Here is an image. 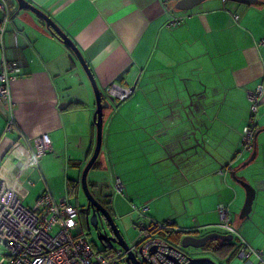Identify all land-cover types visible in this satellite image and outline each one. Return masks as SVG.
I'll return each mask as SVG.
<instances>
[{
	"label": "crops",
	"instance_id": "crops-1",
	"mask_svg": "<svg viewBox=\"0 0 264 264\" xmlns=\"http://www.w3.org/2000/svg\"><path fill=\"white\" fill-rule=\"evenodd\" d=\"M26 1L48 14L75 42L105 96L106 88L129 69L118 83L135 87L132 96L117 112L109 110L112 105L104 110L103 149L111 163L113 153L137 149L146 167L163 163L174 174L170 157L192 144L193 130L182 107L191 104V96L203 94L202 110L215 139L209 148L213 157L205 156L186 171L190 172L186 179L180 178L184 181L180 187H190L185 202L196 205L190 210L195 222L187 227L183 211L171 205L172 198L183 197L187 187L176 189L168 182H159L164 188L161 197L151 199L157 207L152 210L148 203L149 215L157 221L173 219L186 230L216 228L227 234L212 217L219 216L217 208L224 204L235 222L246 199L236 178H244L256 190V203L241 236L253 248L264 250V95L254 148L248 153L252 156L256 151L248 166H253L254 175L249 177L248 167L240 168L237 155L250 117L247 92L264 85V0L254 5L207 0L186 12L174 9L180 0ZM10 5L14 17L0 43V63L17 62L22 71L12 82L17 125L11 132L5 130L7 117L0 110V174L10 178L21 167L22 148L15 144L25 138L48 135L52 145L51 156L41 163L46 176L40 167L31 172L29 182L23 180L30 205L56 181L65 179L68 187L69 181H75L68 179L72 164L90 160L96 146L97 106L86 73L66 45L34 13L19 10L12 1ZM172 16L184 21L169 29L166 24ZM61 103H68L66 110H59ZM74 103L83 106H71ZM226 167L230 173L220 176ZM130 174L120 179L125 191L133 183Z\"/></svg>",
	"mask_w": 264,
	"mask_h": 264
},
{
	"label": "built area",
	"instance_id": "built-area-1",
	"mask_svg": "<svg viewBox=\"0 0 264 264\" xmlns=\"http://www.w3.org/2000/svg\"><path fill=\"white\" fill-rule=\"evenodd\" d=\"M0 12V43L3 44L14 17L10 0H0ZM183 21L184 17L172 16L166 26L176 28ZM261 45H264V39ZM21 71L17 62L4 59L0 63V110L7 117V132L17 125L12 82ZM106 94L119 102L129 99L133 92L132 88L113 82L106 88ZM263 95V84L255 91L247 92L251 104L250 117L242 131V150L237 154L240 159L253 151ZM15 146L22 148L21 167L10 178L0 174V264H126L129 252L134 253L141 264H175L167 259L168 255L177 258L180 264L188 263L187 258L177 248L168 245L165 239L180 232H198L200 228L186 230L170 219L157 221L149 215V206L138 210L140 217L134 228L140 231L141 238L137 245L130 247V251L109 245L96 250L85 232L75 234L82 221L79 208L70 202L67 195L56 198L47 189L30 207L26 202L29 191L23 180H28L32 171L40 169L41 160L52 152V145L49 136L43 135L34 140L27 137ZM230 171L229 167L222 168L219 174L226 176ZM30 185L34 186L32 182ZM114 190L118 195H124L125 186L119 179L114 182ZM217 212L221 222L216 227L238 238V257L247 264H264V250L253 248L242 238L240 230L233 225L230 208L221 204ZM153 247L157 248L155 254H151Z\"/></svg>",
	"mask_w": 264,
	"mask_h": 264
},
{
	"label": "rangeland",
	"instance_id": "rangeland-1",
	"mask_svg": "<svg viewBox=\"0 0 264 264\" xmlns=\"http://www.w3.org/2000/svg\"><path fill=\"white\" fill-rule=\"evenodd\" d=\"M11 1L16 6L18 5L16 0H10V3ZM125 101L114 102L112 104V108L109 110H111V112H114V111L117 112L119 107ZM109 110L106 109L105 112ZM93 123L95 126V121ZM103 145H104V135H103ZM48 156H51L50 153H47L43 157V159L47 158ZM112 156H113V162L111 163L109 158L107 159V157L109 156L106 155L105 148L103 149V146H102L101 154L98 159L100 167L99 168L97 167L94 169L92 168V170L89 172L88 184H89V187L91 188V192H93V194L100 201H102L107 206V208L111 211V214L114 218V221L117 227L119 228L122 236L124 237L125 241L130 247L137 245L140 242V238H141L140 231L134 228V225L136 224L135 221L139 220V217H140V213L138 212L139 208L148 206L150 202H152L151 199H153L155 195H158L161 197L159 193L162 192V189L164 187L162 188L159 182L162 183L163 185L166 182H168L170 183L169 187L175 186L177 187L176 189L187 187V189H185V193L183 194L184 199L182 196H177L176 198L173 197L171 205H172V209L174 208L178 211L180 210L183 211L181 215L185 217L186 226L192 227V225L195 222L196 215L193 214L190 210H192L193 207L196 205L194 206L191 205L190 200H187L185 202L186 198H188L191 195V192L189 190L190 188L189 185L185 184L184 187H180L181 186L180 184L184 182L180 180V178L186 179V177L190 175V172L182 173L180 170L174 168L176 169V171H178V173H176L175 171V173L173 174L168 171V168L165 169L166 166L164 165H167V164H163V163H161L162 166L155 165L154 167H148V166L146 167V162L144 161L143 155L137 149L134 151L115 152L113 153ZM250 157L251 155L247 154L244 159H240V162H241V165H239L240 168H243L244 163L247 162V160H249ZM43 159L41 160V163L43 162ZM84 159L85 158H83V161L79 165L72 164L70 173L68 174L69 180L81 181L83 171L89 162V160L85 162ZM201 160H203V156L199 158L198 162L200 163ZM163 166L164 168H162ZM40 167H42V172H43L42 174L46 176L45 171L43 169V164L42 165L40 164ZM252 168L253 166L252 167L250 166L247 169L249 177L251 175H254V171L251 170ZM188 171H191L190 167L188 168ZM127 173H131L130 176L133 178V183L130 189L131 191L127 188L123 196L118 195L114 190V182L117 179L123 180V176H125ZM64 182H65V179H64ZM64 182L63 183L62 182L58 183L57 181L54 182L53 188L50 189L53 195L56 198L67 195V197L72 202V204L78 205V206L85 205L87 202V199L83 193L82 188L80 187L78 191L76 192H71L69 190V187H67L64 184ZM132 194H134V196H132ZM161 201H162L161 204L165 206L167 202L164 199H162ZM255 203H256V198L254 201V206H255ZM185 204H187V210H185ZM34 205H35V202L31 203L29 206L33 207ZM150 205H151L150 207L152 208V210L156 206L154 203H151ZM212 219L215 220L216 223L217 222L219 223V221L221 222L219 216L218 217L213 216ZM170 220H173V219H170ZM244 222L245 220L244 221L240 220V214L235 216V222L233 221V225L235 228L240 230V235H242V233L245 232ZM85 229L86 228L84 227L83 222H81V226L78 228L75 234L82 233V231L85 232V234L88 235L90 241L99 250H102L103 246L97 241V238L95 236L90 235ZM211 232L212 233L216 232V233H221V234L223 233L222 230H219L216 228L215 229L206 228L202 230L201 232H198L197 236L203 237ZM233 242L238 244L239 243L238 238H234ZM184 251H186L192 257H208L209 256L215 260L214 257L209 255L203 249L187 248ZM216 261L219 262L220 264H246L245 261L241 260L237 256H234L233 258L227 261H221V260L219 261L216 260Z\"/></svg>",
	"mask_w": 264,
	"mask_h": 264
},
{
	"label": "water",
	"instance_id": "water-1",
	"mask_svg": "<svg viewBox=\"0 0 264 264\" xmlns=\"http://www.w3.org/2000/svg\"><path fill=\"white\" fill-rule=\"evenodd\" d=\"M205 1L207 0H180L175 5L174 9L176 11L182 12L190 11ZM224 1H231L246 5H254L260 3L259 0ZM16 2L18 4L19 10H29L34 13L45 22L47 28L54 34V36H57L64 45L70 48L89 79V82L94 91L97 106L96 112L94 114V121L96 126V146L92 157L90 158L83 171L81 181L78 182L80 183V187L82 188L83 193L87 199L85 211L87 214L90 213L92 215L90 218V226H92L94 229H98L99 224H102L103 219H105L112 231L111 236L106 235L102 231H98L97 241L103 246V248H105L106 245H109L110 247H120L125 251H130V246L122 236L111 212L96 199V196L93 194V192H91V188L88 184L89 172L98 161L103 146L104 110L109 109L115 102V100L112 97L105 96L104 92L98 86L95 76L78 46L48 14L30 4L26 0H16ZM128 71L129 69L124 71L119 76L117 81H121L122 77ZM134 90L135 87L132 88V92H134ZM202 96L203 94H195L191 96V104L188 107H182V112L184 113L186 119L189 121L193 130V133L190 134L192 144L187 148H184L182 146L180 152H178L173 157H170V161L172 162L174 168L180 170L182 173L188 171L189 167L190 170L195 167L199 163L198 161L200 157H213V155L209 151V148L215 145V139L209 135V127L207 126L206 122L207 113L202 110L205 100ZM67 107L68 103H61L59 105V110L64 111L67 109ZM255 158L256 151L253 153L250 160L243 165V168L248 167L255 160ZM236 179L238 183L244 188L246 193L245 204L240 213V220L244 221L248 219L252 213L253 204L256 198V191L244 178ZM212 241L230 243L234 241V236L216 232L210 233L203 237L188 235L182 239L181 247L183 250L187 248L204 249L208 245V243ZM178 251H180L181 254L185 256V258H187V264H219L210 257H192L189 256L186 252H183L181 249H178ZM156 252L157 248L153 247L151 250V254H155ZM167 259L175 264H180L177 258H174L170 255L167 256ZM126 264H141V262L135 257L134 253L129 252L126 259Z\"/></svg>",
	"mask_w": 264,
	"mask_h": 264
},
{
	"label": "trees",
	"instance_id": "trees-1",
	"mask_svg": "<svg viewBox=\"0 0 264 264\" xmlns=\"http://www.w3.org/2000/svg\"><path fill=\"white\" fill-rule=\"evenodd\" d=\"M66 47L70 50V48L68 46H66ZM70 52L72 53V55L76 59L73 52L71 50H70ZM71 106H76L79 108V107H82L83 104L74 103V104H71ZM98 165H99V163L97 161L96 164L94 165L93 169L97 168ZM68 187H69V190L71 192H76L80 188V183L75 182V181H69ZM77 207L79 208L78 205H77ZM197 234H198V232H196V231L195 232H180L179 234L168 236L165 240H166L168 245H170L174 248L181 249L183 252H185L181 247L182 239L188 235L197 236ZM94 247L96 250H99L95 245H94ZM203 250L206 251L207 253H211L215 258V260L213 259L214 261H216V260H218V261L219 260H221V261L230 260L231 258L236 256V254L238 252V244H236L234 242L224 243L221 241H212V242H209V244ZM217 263H219V262H217Z\"/></svg>",
	"mask_w": 264,
	"mask_h": 264
},
{
	"label": "flooded vegetation",
	"instance_id": "flooded-vegetation-1",
	"mask_svg": "<svg viewBox=\"0 0 264 264\" xmlns=\"http://www.w3.org/2000/svg\"><path fill=\"white\" fill-rule=\"evenodd\" d=\"M96 199L107 208V206L100 201L97 197ZM86 208V204L83 206H79V215H80V219L83 222L84 227L86 228L85 230L92 236H95L96 238L98 237L97 233L98 231H102L104 232L106 235L111 236L112 235V231L109 227V224L107 223V221L105 219H103L102 224H99V228L98 229H94L92 226H90V218H91V214H87L85 211ZM108 209V208H107ZM109 210V209H108ZM110 211V210H109ZM111 212V211H110ZM197 232V231H196ZM199 232V231H198ZM210 234V233H209ZM208 235V234H207ZM195 237H199V236H195ZM186 252V251H185ZM187 253V252H186ZM188 254V253H187ZM209 255H211L212 257H214L211 253H208ZM189 255V254H188ZM191 256V255H189ZM209 257V256H208ZM211 258V257H210Z\"/></svg>",
	"mask_w": 264,
	"mask_h": 264
}]
</instances>
